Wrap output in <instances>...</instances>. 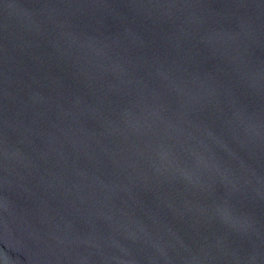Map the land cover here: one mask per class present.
<instances>
[{"label": "water", "instance_id": "95a60500", "mask_svg": "<svg viewBox=\"0 0 264 264\" xmlns=\"http://www.w3.org/2000/svg\"><path fill=\"white\" fill-rule=\"evenodd\" d=\"M0 264H264V0H0Z\"/></svg>", "mask_w": 264, "mask_h": 264}]
</instances>
